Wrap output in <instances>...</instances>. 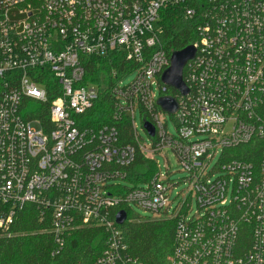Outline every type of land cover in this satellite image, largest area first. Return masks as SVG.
I'll use <instances>...</instances> for the list:
<instances>
[{
  "label": "built area",
  "instance_id": "2783aa9c",
  "mask_svg": "<svg viewBox=\"0 0 264 264\" xmlns=\"http://www.w3.org/2000/svg\"><path fill=\"white\" fill-rule=\"evenodd\" d=\"M171 9L195 35L188 45L194 57L183 69L185 96L161 83L173 53L161 24ZM110 54L129 70L85 81L87 61ZM103 91L113 98V124L84 126L80 117ZM167 97L177 105L172 114L157 104ZM26 101L37 107L24 114ZM263 102L264 0H0V239L31 204L51 224L53 256L64 248L63 235L99 227L106 244L91 264H140L128 253L117 213L112 217L118 206L133 205L175 219L165 264H264ZM136 110L149 145L137 133ZM38 115L45 125L27 119ZM124 121L131 142L120 133ZM254 138L262 142L256 166L221 160ZM166 150L189 175L187 196L174 207L169 194L178 182L161 177L154 160ZM138 153L156 171L121 192L115 181H125ZM217 153L220 175L212 178L207 166Z\"/></svg>",
  "mask_w": 264,
  "mask_h": 264
},
{
  "label": "trees",
  "instance_id": "16d2710c",
  "mask_svg": "<svg viewBox=\"0 0 264 264\" xmlns=\"http://www.w3.org/2000/svg\"><path fill=\"white\" fill-rule=\"evenodd\" d=\"M162 41L170 52L179 51L190 45L195 35L192 23L180 16L178 12L169 10L162 20ZM86 79L99 84L100 76L108 74L112 69L118 76L122 75L128 64L122 57L116 58L110 54L106 58H90L86 63ZM129 70V69H128ZM112 82L109 83L111 86ZM173 92L172 89H168ZM37 107L34 102L26 101L25 112H31ZM264 122V102L259 109ZM113 98L107 91L100 93L93 107L81 118L84 126L99 128L103 125L113 124ZM27 119H37L41 126L45 125L46 116H31ZM120 133L124 142H131L129 127L126 122H120ZM262 142L258 138L252 139L248 144L224 151L227 162L239 159L253 163L255 166L260 161ZM226 156V157H225ZM154 162L145 159L140 153L135 157L134 163L128 169L126 182L138 187L148 182L155 173ZM131 188L120 185L121 192ZM125 205H120L113 210L112 217L124 210L127 214L126 221L117 228L121 231L128 253L140 264H165L173 250V236L175 219H144L130 215ZM51 224L40 217L37 207L27 204L18 213L10 230V235L0 239V264H91L95 261L106 244V233L99 227H83L65 235L64 248L58 255L53 256L55 248L53 233H50Z\"/></svg>",
  "mask_w": 264,
  "mask_h": 264
},
{
  "label": "rangeland",
  "instance_id": "374dc122",
  "mask_svg": "<svg viewBox=\"0 0 264 264\" xmlns=\"http://www.w3.org/2000/svg\"><path fill=\"white\" fill-rule=\"evenodd\" d=\"M134 78H135L134 73L124 77L121 80V86L130 84L134 80ZM106 81H107V76H105V82ZM134 117H135V124L137 125L138 135L141 137L142 141L145 144L149 145L150 140L148 139L147 135L145 134L141 126L142 115L139 112V110H136ZM167 125L169 132L174 135L175 128L169 116L167 117ZM195 139L197 138H194L193 140ZM154 160L156 161L157 171L159 172L161 177L166 178L168 182H178V184L175 185L173 189H171V193L169 194V199L171 201L172 207H174L175 205L182 202L187 196V189L189 187V183L187 179L189 178V175L181 169L174 153L170 150H166L164 154L155 155ZM219 163H220V153H217L210 160L207 166V173L212 172L213 174L212 178H216L217 176L220 175V171L215 169ZM115 183H119L120 185L125 186L127 188H131L133 186L130 182H126V181H115ZM189 204H190L189 216H193L196 211V202L194 198H192L189 201ZM129 212L130 215H132L133 217L142 218V220L146 218H148L149 220L160 219L158 217H153L151 213L143 212L142 210L138 209L133 205L130 206Z\"/></svg>",
  "mask_w": 264,
  "mask_h": 264
},
{
  "label": "water",
  "instance_id": "95a60500",
  "mask_svg": "<svg viewBox=\"0 0 264 264\" xmlns=\"http://www.w3.org/2000/svg\"><path fill=\"white\" fill-rule=\"evenodd\" d=\"M195 50L192 46H186L185 48L175 51L171 55L170 66L161 76V83L172 90H175L180 95L185 96L188 93V89L183 82V69L186 63L194 57ZM160 108L167 113H174L177 109L176 102L173 98H160L157 102ZM143 128L150 136L154 135L153 126L145 122ZM127 214L124 210L117 212L115 216V222L117 225H123L126 221Z\"/></svg>",
  "mask_w": 264,
  "mask_h": 264
},
{
  "label": "clouds",
  "instance_id": "9594fccd",
  "mask_svg": "<svg viewBox=\"0 0 264 264\" xmlns=\"http://www.w3.org/2000/svg\"><path fill=\"white\" fill-rule=\"evenodd\" d=\"M215 118V117H214Z\"/></svg>",
  "mask_w": 264,
  "mask_h": 264
}]
</instances>
